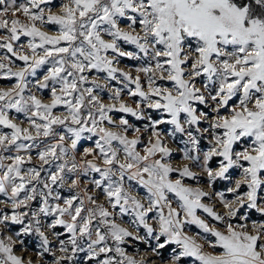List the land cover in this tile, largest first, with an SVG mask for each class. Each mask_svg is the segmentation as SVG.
I'll return each instance as SVG.
<instances>
[{"label": "snow or ice", "instance_id": "obj_1", "mask_svg": "<svg viewBox=\"0 0 264 264\" xmlns=\"http://www.w3.org/2000/svg\"><path fill=\"white\" fill-rule=\"evenodd\" d=\"M0 81V264H264V0H0Z\"/></svg>", "mask_w": 264, "mask_h": 264}, {"label": "rangeland", "instance_id": "obj_2", "mask_svg": "<svg viewBox=\"0 0 264 264\" xmlns=\"http://www.w3.org/2000/svg\"><path fill=\"white\" fill-rule=\"evenodd\" d=\"M19 63V62H18ZM124 63H133V62H130V61H125ZM7 83H9L8 81H0V84H7ZM130 120H132L133 122H136V123H139V122H137V121H135V119L134 118H132V117H128ZM221 187V185L220 184H218L217 185V188H220ZM66 194V193H65ZM34 240H36V239H34ZM37 241V240H36ZM55 243V242H54ZM141 248H144V247H146L145 245H139ZM19 254V253H18ZM25 255H29V256H31L32 255V253H25ZM149 259H155V257H151V256H149Z\"/></svg>", "mask_w": 264, "mask_h": 264}, {"label": "trees", "instance_id": "obj_3", "mask_svg": "<svg viewBox=\"0 0 264 264\" xmlns=\"http://www.w3.org/2000/svg\"><path fill=\"white\" fill-rule=\"evenodd\" d=\"M219 189H220V188H218V190H219ZM34 239H36V238H34V237H28V238H26V240H27V245H28V247H29L30 249L35 248V246H36V244H37V241L34 240Z\"/></svg>", "mask_w": 264, "mask_h": 264}]
</instances>
